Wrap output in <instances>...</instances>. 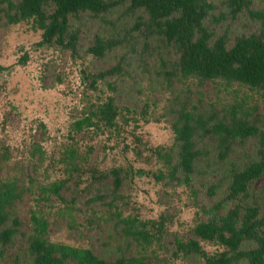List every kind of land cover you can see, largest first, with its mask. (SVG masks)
I'll list each match as a JSON object with an SVG mask.
<instances>
[{"label": "rangeland", "instance_id": "374dc122", "mask_svg": "<svg viewBox=\"0 0 264 264\" xmlns=\"http://www.w3.org/2000/svg\"><path fill=\"white\" fill-rule=\"evenodd\" d=\"M119 1L102 18L88 12L80 20L71 18L72 26L81 30L77 57L54 46H39L43 32L32 20L0 26V65L9 68L0 74V180L19 176L28 185L15 208L21 231L7 246L0 242V264H33L27 239L34 231V214L48 221L51 241L90 249L106 260L116 259L123 236L110 220L108 207L93 201L98 194L111 193L114 177L110 172L115 168L123 169L116 201L123 215L142 219L169 216L164 238L169 248L175 235L197 238L194 226L209 217L207 211L215 204L221 203L225 214L236 203H243L227 199L230 172L258 157L257 138L235 144L224 160L210 145L211 152L198 163L189 187L155 176L166 169L154 150L177 149L167 118L181 105L219 115L240 109L264 114V91L220 79L201 82L172 77L170 84L161 65L165 62L169 71L173 69L175 50L154 36L146 49L145 37L136 31V40L129 38L102 58L88 53L95 36H123L138 16H146L143 10L130 11L129 0ZM211 2L215 8L205 24L214 39L225 34L232 46L238 36L264 32V0H252L249 9L238 12L229 0ZM26 54L27 62L20 64ZM117 64H121V72L99 80L97 89L84 80V71L103 72ZM109 96L119 110L116 125L74 132V123ZM34 144H40L42 158ZM72 148L76 149L74 160ZM94 170L109 175L97 179ZM57 181L65 182L59 196L46 191ZM249 192L245 203L258 206L264 215V176L251 182ZM202 245L209 253L225 250L209 241ZM252 247L254 242L246 241L242 249ZM150 251L154 264H205L195 254L175 257L158 246ZM66 264L81 263L69 260Z\"/></svg>", "mask_w": 264, "mask_h": 264}, {"label": "trees", "instance_id": "16d2710c", "mask_svg": "<svg viewBox=\"0 0 264 264\" xmlns=\"http://www.w3.org/2000/svg\"><path fill=\"white\" fill-rule=\"evenodd\" d=\"M129 10L135 13L143 10L146 16H138L133 25L125 28L123 36H95L88 48V53L104 57L106 53L138 36L148 39L157 37L168 46H172L177 55L173 69L169 71L165 62L161 71L169 83L172 77L178 79L206 80L220 79L227 84L238 83L253 89L264 91V32L242 35L229 46L225 34L214 39V34L205 24V20L215 5L211 0H129ZM234 12L250 8L252 0H229ZM120 1L115 0H0V26H10L21 21L32 20L33 26L42 30L39 46H54L79 56L81 30L70 23L71 18L80 20L82 14L102 18ZM28 55L20 59L25 64ZM0 65V74L8 70ZM121 64L103 72L84 71V80L97 89L99 80L110 74H119ZM119 115L114 98L108 99L91 110L90 115L74 123V132L102 125L114 127ZM167 117V116H166ZM173 133L176 150L173 146L158 147L154 154L165 165L166 172L156 174L159 179L168 178L179 185L191 186L192 176L198 163L207 157L210 145L218 151L221 160L226 159L237 143L257 138L258 157L250 159L244 167L236 166L230 172V184L227 199L240 200L225 214L221 213V203L212 206L206 220H200L193 228L197 238H184L175 235L172 248L164 238L170 217L166 214L158 219H142L139 216H124L116 201L123 176L122 168L111 170L114 187L111 193L98 194L93 201L100 200L108 207L110 220L123 236L119 246V256L113 260L99 257L87 248L74 247L65 243L53 242L48 236V221L33 215L34 231L28 236V250L34 257L33 264H66L69 260L81 264H154L151 251L154 246L164 247L175 257L195 254L205 264H233L246 261V264H264V215L258 206L245 203L250 196L249 185L264 176V114L257 109L252 111H233L219 115L216 111L189 109L183 104L172 116L167 118ZM45 128V125H43ZM34 151L42 158L40 144H34ZM76 149H70L74 160ZM98 178H106L109 173L100 172ZM65 186L64 181H57L46 190L59 196ZM28 191L27 182L19 176L0 180V242L3 246L11 243L20 233L22 221L15 212L16 206ZM213 192V191H211ZM108 194V195H107ZM107 199H110L107 201ZM209 241L225 248L216 253H209L202 245ZM252 241L255 247L242 249L244 242Z\"/></svg>", "mask_w": 264, "mask_h": 264}]
</instances>
